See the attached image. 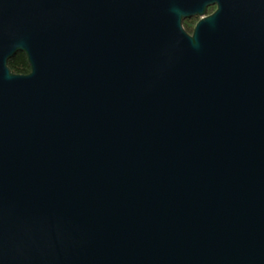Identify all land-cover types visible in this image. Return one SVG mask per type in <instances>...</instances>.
I'll return each instance as SVG.
<instances>
[{
    "label": "water",
    "instance_id": "1",
    "mask_svg": "<svg viewBox=\"0 0 264 264\" xmlns=\"http://www.w3.org/2000/svg\"><path fill=\"white\" fill-rule=\"evenodd\" d=\"M0 264H264V0H0Z\"/></svg>",
    "mask_w": 264,
    "mask_h": 264
},
{
    "label": "trees",
    "instance_id": "2",
    "mask_svg": "<svg viewBox=\"0 0 264 264\" xmlns=\"http://www.w3.org/2000/svg\"><path fill=\"white\" fill-rule=\"evenodd\" d=\"M193 24L194 22L190 19H185L183 22V26L188 32L192 31ZM7 64L11 71L17 74H27L30 71V65L26 55L23 52H17L8 59Z\"/></svg>",
    "mask_w": 264,
    "mask_h": 264
},
{
    "label": "flooded vegetation",
    "instance_id": "3",
    "mask_svg": "<svg viewBox=\"0 0 264 264\" xmlns=\"http://www.w3.org/2000/svg\"><path fill=\"white\" fill-rule=\"evenodd\" d=\"M209 8H211V9H209ZM214 9H215V5H213V6H209V7L207 8V14L211 13ZM190 20H192V21L194 22V24H195V22L198 20V17L190 18ZM194 24H193V26H194ZM192 30H193V28H192ZM189 33H192V31L189 32Z\"/></svg>",
    "mask_w": 264,
    "mask_h": 264
}]
</instances>
